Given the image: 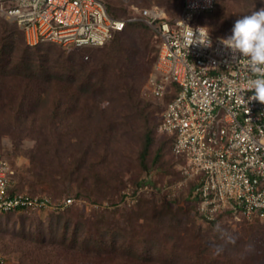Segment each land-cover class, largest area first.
I'll use <instances>...</instances> for the list:
<instances>
[{
	"label": "rangeland",
	"instance_id": "1",
	"mask_svg": "<svg viewBox=\"0 0 264 264\" xmlns=\"http://www.w3.org/2000/svg\"><path fill=\"white\" fill-rule=\"evenodd\" d=\"M113 4L119 17L131 14L134 7L161 5L171 17L181 8V0H113ZM259 7H264L262 0H219L205 23L216 33L230 34L237 17ZM0 22L11 28L4 32L9 38L0 40V156L16 168L14 186L22 191L53 200L73 199L64 210L1 215L3 264H114L123 255L107 250L104 243L125 237L135 251L126 264H187L196 251L184 246L171 247V252L180 253L173 262L167 259V250L155 251L157 261H152L143 249L135 248L147 237L146 226L155 225L156 212H170L163 220L188 241L200 240L197 234L227 236L232 247L244 251L241 254H254L252 264H264V220L229 216L208 222L195 212L190 198L193 182L183 183L171 144L157 130L164 100L147 91L160 51L152 29L137 21L102 47L65 50L51 43L31 47L19 25L1 15ZM10 36L15 39L14 51ZM29 60L38 64L35 73L25 66ZM94 64L106 65L97 73L108 80L102 97L96 99L98 91L89 88L86 99L82 89L87 87L75 75L86 68L94 70ZM120 66L131 74L129 87L146 110L134 132H124L117 124L120 117L114 119L117 103L110 96ZM146 134L152 142L142 165ZM37 144L41 149L36 150ZM41 167L43 177L36 175ZM226 251L214 248L210 261H223ZM201 262L197 264H206Z\"/></svg>",
	"mask_w": 264,
	"mask_h": 264
},
{
	"label": "built area",
	"instance_id": "2",
	"mask_svg": "<svg viewBox=\"0 0 264 264\" xmlns=\"http://www.w3.org/2000/svg\"><path fill=\"white\" fill-rule=\"evenodd\" d=\"M215 9L216 0H183L173 20L159 5L134 7L128 18H118L107 0H0V15L16 22L31 46L102 47L127 22L146 23L160 48L147 91L160 101L172 95L157 130L171 140L183 183L193 182L195 212L208 222L221 216L264 220V101L251 100L249 88L264 68L254 73L246 57L233 60L221 43L224 36L213 35L198 21L201 13ZM208 39L211 44H203ZM16 174L10 160L0 156V217L72 204V198L13 192Z\"/></svg>",
	"mask_w": 264,
	"mask_h": 264
},
{
	"label": "trees",
	"instance_id": "3",
	"mask_svg": "<svg viewBox=\"0 0 264 264\" xmlns=\"http://www.w3.org/2000/svg\"><path fill=\"white\" fill-rule=\"evenodd\" d=\"M218 1L219 0H216V8L218 6ZM159 6H161V5H159ZM107 7H108L110 13L115 17L128 18L131 15V14H128L125 17H119L118 12L116 11V7L113 4V0H107ZM148 7H151V6H148ZM163 8L168 13L170 19L173 20L179 16V14L183 8V0H181V8H180L179 12L176 15H173L172 17L170 16L168 10L164 6H163ZM209 14H211V12L201 13L198 16V21L200 23H202L203 25H205L206 27H208L209 31L213 35H217V36L222 35L224 37L227 36L228 34H225V33H223V34L216 33L215 30L210 25L205 23L204 18H206ZM135 22H137V21L127 22L124 30L129 26V24L135 23ZM14 23L17 24L16 22H14ZM139 23L142 26H144L146 29L150 28L143 21H139ZM9 26L10 25L6 24V22H0V30H1L0 40H2V39L7 40L9 38V37L4 38L5 37L4 32H6V30L8 31L11 29ZM124 30H122V31H124ZM122 31L116 32L115 35L117 33H121ZM23 33H24V31H23ZM12 34L14 35V33H12ZM24 35H25V33H24ZM115 35H114V37H115ZM113 38H112V40H113ZM10 39H11L10 41L12 44L11 50L14 51L15 50V39H12V36H10ZM25 39H26V37H25ZM45 43H48V44L51 43V44L59 45V44L53 43V42H41L35 46H31L30 44L27 43V45H29L31 47H36V46H39V45H42ZM4 46H5V44H4ZM59 46H61V45H59ZM61 47L64 48L63 46H61ZM64 49L70 50V49H66V48H64ZM71 49H75V48H71ZM122 54H124V53H122ZM10 61H11V58H10ZM9 64H11V63H9ZM12 65H13V63H12ZM37 65L38 64H35L32 60H29L27 63H25V66L27 67V69H29L33 73H35L36 69H34V68H37L38 67ZM105 68H106L105 64L103 65L102 68H101L100 64H94V70L91 71V70H88V68H86L85 71H83V72L78 71V73L75 75V76H79V77L81 76L80 81L82 82V85L84 87H87V89H84V90L82 89L83 93L85 94V97H87L86 99H89V92H88L89 88H92L93 91H94V89L98 91V95L95 96L96 99L98 97L103 96L102 93H104L105 84H107L106 80H108V78L106 79L105 74L103 76H100L97 72H99L101 69L105 70ZM12 69H15V66L12 67ZM119 69L121 72L119 74H115V78H114L115 79L114 83L116 84L114 86V91H116V92H114L112 90V94L110 96V99H112L114 97L115 100H112V101H116V103H117L116 110L118 112H117L116 117L114 114V119H117L120 117L119 118L120 120L118 121L117 124L120 125L121 130H123L124 132H129V131L134 132L135 128H136V122H138V120L142 121L146 118V114H145L146 110L144 107L141 106V103H140L141 100L138 99V96L135 93H133L132 88L129 87V83H128L129 80L128 79L130 77L132 78L131 74H129V72H124L122 69V66H120ZM3 70L6 73V71L8 69H7V67H4ZM32 72L30 73L31 75H33ZM33 76H35V75H33ZM171 87L173 88L174 84H171ZM117 92H119V93H117ZM173 94H174V92H173ZM171 97H172V95H168L165 97L164 101L162 102V104H163L162 110H163L165 104L171 99ZM88 102H89V100H88ZM109 131H110V129H109ZM44 134H46V133H44ZM146 135H147L146 144H144V148L140 152L141 153L140 154V159H141L140 161H141L142 165H143V163H145L144 160L147 159L148 147H149V144L152 142L151 136L148 134H146ZM46 137H48V136H46ZM46 140L48 141L46 143H50V142L53 143V139H46ZM166 141L170 143L171 140H170V138L167 137ZM40 144H42L41 145L42 147L44 146L43 143H40ZM40 144H37L36 150L41 149ZM87 148L88 149L84 153L85 157L88 155V153L92 149L91 146H89ZM162 154L164 157V153H162ZM43 172L45 173V169H44V167H41V170L36 175H38V176L40 175L43 177L44 176ZM20 191H22V190L18 186L13 187V192H20ZM57 201H61V200H57ZM17 212H30V211L14 210V211L5 213L2 216L6 215V214L17 213ZM33 212H37V211H33ZM168 213H170V212H156L157 216H155L156 217L155 225H153V227L152 226H150V227L146 226L147 228H145L148 230L147 237H143V239L140 242H136V240L131 241L133 243H135V242L138 243L137 247H135V248L140 249L141 251L143 249L144 252L146 253V254L145 253H143V254L146 255L147 258H149L150 260L157 261V259L154 255H155V251H157L159 249V250H167L166 257H167V259H169L173 262L176 257H179L180 253L179 252H177V253L171 252V247H178L179 248V247L184 246L188 249L196 251V255L194 254L193 256H191V258H188L187 264H197L200 261H202V262L204 261L203 263H206V264H252L254 254L250 253L252 255V257H249V254L246 252H245V254H241L244 251H239V250L237 251L236 247H232L231 241L229 239H227V236L224 239H222V238L219 239L216 235H213L211 237V235L208 233V234H200V235L197 234V236L201 238L200 240H197V241L194 240L192 242V241H188L187 239H184L183 236L180 234V232L177 233L174 230L173 225H171V224L167 225L166 220H163V218H167ZM140 215L141 216L143 215L142 212H140ZM142 217L144 218V216H142ZM225 217H229V216L217 217L214 221L222 220V218H225ZM160 218H162V220ZM211 222H213V221H211ZM204 237H206L208 241H205ZM210 237L212 240H210ZM125 239L126 240L124 241V240H121L120 238H118L117 240L114 239L111 242L108 241V242L104 243L105 246H103V247L104 248L106 247L107 250L114 249L113 251L115 253L119 252V250H120V252L123 255V257H120V258L115 256L116 257L115 260H117V262H114V264L115 263L116 264H124V263L126 264V262H129L133 259L131 257V255L133 253H135L134 245L128 244V240L130 238L125 237ZM180 245H182V246H180ZM229 245L234 252L233 254H231V252H230L232 250H229V248H228ZM214 248H216V249L222 248V249L228 250V252L227 251L225 252L226 257L223 261H218L216 259L210 261V257H211V254L213 253ZM255 257H256V259H258V256H255ZM130 258H132V259H130ZM161 263L170 264V263H167L166 261H162ZM171 264H173V263H171Z\"/></svg>",
	"mask_w": 264,
	"mask_h": 264
},
{
	"label": "clouds",
	"instance_id": "4",
	"mask_svg": "<svg viewBox=\"0 0 264 264\" xmlns=\"http://www.w3.org/2000/svg\"><path fill=\"white\" fill-rule=\"evenodd\" d=\"M221 43L230 50L233 60L240 56L246 57L254 73L264 68V7L237 17L232 23L230 34L222 37ZM203 44H211V41L208 39ZM249 88L252 90L251 100L264 101V74L252 79Z\"/></svg>",
	"mask_w": 264,
	"mask_h": 264
}]
</instances>
